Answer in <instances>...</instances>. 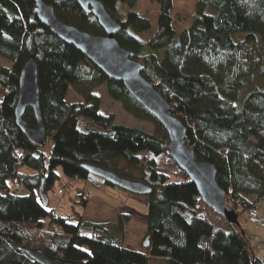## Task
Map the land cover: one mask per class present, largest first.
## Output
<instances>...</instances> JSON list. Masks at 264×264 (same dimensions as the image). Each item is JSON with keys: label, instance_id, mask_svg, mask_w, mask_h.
<instances>
[{"label": "trees", "instance_id": "16d2710c", "mask_svg": "<svg viewBox=\"0 0 264 264\" xmlns=\"http://www.w3.org/2000/svg\"><path fill=\"white\" fill-rule=\"evenodd\" d=\"M44 1L66 23L104 33L75 0ZM152 1L158 5L155 29L146 14L132 19L123 15L137 0H120L113 11L106 9L122 25L121 31L141 44L138 52L131 50L144 65L143 75L186 127V140L196 156L214 164L230 207L237 212L257 207L264 202V0H196L197 11L180 31L170 16L172 0ZM33 5V0H0V56L10 62L0 64V264H38L22 247L85 264H263L242 225L207 206L167 155L168 136L159 121L121 81L108 78L79 49L51 33ZM239 33L243 37L234 40L232 35ZM29 55L37 66L42 122L47 139L53 140L47 153L15 124L19 73ZM101 85L126 112L152 122L154 132L101 114L100 99L93 93ZM69 88L83 102L67 103ZM23 118L35 124L31 108ZM120 161L138 168L139 177L124 171ZM86 164L151 186L145 252L124 244L126 214L118 220L117 235L104 223L82 221L79 211L75 217H56L55 209L41 203L38 187L42 184L47 194L58 178L57 167L66 177L115 187L86 172ZM15 182L26 195L12 189ZM77 197L75 202L84 208L86 192ZM82 229L90 234L83 235Z\"/></svg>", "mask_w": 264, "mask_h": 264}, {"label": "water", "instance_id": "95a60500", "mask_svg": "<svg viewBox=\"0 0 264 264\" xmlns=\"http://www.w3.org/2000/svg\"><path fill=\"white\" fill-rule=\"evenodd\" d=\"M82 10L91 13L103 30L94 34L66 23L59 18L53 6L44 0H33L36 17L61 40L79 49L86 59L108 78L119 80L127 92L163 126L168 136L166 153L195 185L202 201L230 223L239 224L238 212L225 203V190L216 181V169L212 162L199 159L186 140V127L172 112L170 103L155 85L143 75L144 65L134 58V52L121 45L116 34L122 25L115 20L100 0H75ZM26 108H31L35 124L30 125L23 118ZM15 124L28 139L37 146L44 147L47 134L39 108V88L37 66L33 55L24 61L18 78V95L14 106ZM84 170L111 185L135 195H148L151 186L147 183L118 175L112 170L86 164ZM37 194L46 206L48 197L42 184ZM149 245V236L143 246ZM33 261L38 264H85L51 256L41 250L22 247Z\"/></svg>", "mask_w": 264, "mask_h": 264}, {"label": "rangeland", "instance_id": "374dc122", "mask_svg": "<svg viewBox=\"0 0 264 264\" xmlns=\"http://www.w3.org/2000/svg\"><path fill=\"white\" fill-rule=\"evenodd\" d=\"M105 6L110 11H113L115 9V3L120 0H104ZM157 3L152 0H137V4L135 8L131 11L128 10H122L123 15L127 19H132L137 14H146L149 16L152 24V29L156 28V16L155 13L157 11ZM198 5L196 0H172V8L170 10V16L173 19V27L176 31H180L185 27L188 23L191 22L192 15L197 11ZM205 12H212L209 9H204ZM148 34H141L140 37H146ZM232 37L234 40L241 39L243 37L242 33L239 34H233ZM116 39L124 46H127L128 48L132 49L135 52H138L141 49V44H139L137 41L133 40L131 36L126 31H120L116 34ZM0 64L3 65H9L10 62L0 56ZM261 87V86H259ZM93 93L98 95L100 99V105H99V112L105 116L112 115L115 122L122 123L128 126H133L138 129L144 130L146 132H154L155 126L152 122H149L147 120H141L130 113L126 112L121 103L118 101L112 100L108 93L106 85H101L98 87H95L93 89ZM66 102L67 103H77V102H83V98L77 94L72 88H69L66 95ZM53 144L52 137H48L46 145L43 147V150L47 153L51 150ZM120 165H122L123 170L126 172H129L134 178L139 177L140 170L138 168H132L128 166L124 161H120ZM27 171V170H25ZM56 173L58 174V178L55 179L52 186L47 191V197H48V203L45 206L46 209H55L59 211V213L62 215H72L75 217L74 211H79L81 213V220H83V209L77 202V194H79L82 190V188H77L76 190H73L71 186L73 183H76V185L82 186L83 183L86 182V180H83L81 178H69L66 177L61 168H56ZM177 180H181L182 177L177 176ZM85 181V182H84ZM62 188L63 192L58 193L57 190ZM120 189V188H118ZM79 190V191H78ZM78 191V192H77ZM85 192L87 190H84ZM18 193L20 195H26L27 191L25 189L18 190ZM139 198H141L143 201H148V198L146 195H136ZM225 199V198H224ZM76 200V202H75ZM231 206V205H230ZM241 212H238V216ZM122 216V215H120ZM118 218H114L113 222L115 223L114 228L112 231H114L118 235ZM246 217V216H245ZM239 219L242 221L244 219L243 215L239 216ZM109 220V219H108ZM122 235H123V242L125 245H128L132 247L135 251H138L140 253L145 252V247L143 246V240L146 235V226L142 223L138 224V227L140 232L138 235L137 240H132L129 238V232H124V224L128 222V220H122ZM75 222V220H74ZM101 223V222H99ZM103 223V222H102ZM87 229H82L81 233L83 235H89L90 232H87ZM130 240V241H129ZM133 241V242H131ZM152 264H163L162 261H154Z\"/></svg>", "mask_w": 264, "mask_h": 264}, {"label": "crops", "instance_id": "0c3cea01", "mask_svg": "<svg viewBox=\"0 0 264 264\" xmlns=\"http://www.w3.org/2000/svg\"><path fill=\"white\" fill-rule=\"evenodd\" d=\"M83 184L82 187L73 183L77 188H82L80 190H87L88 201L83 209L82 221L103 222L108 229L113 230L114 218L126 214L129 219L124 224V232H129L131 240L132 238L134 241L137 240L140 232L137 228L138 224L142 223L146 226L147 223L148 202L143 201L135 194L109 186L98 180L86 181ZM256 208L264 215V202L259 203ZM240 215L244 217L242 221L239 220ZM240 215L238 220L250 239L251 247L264 264V229H258L247 221L244 210L241 211Z\"/></svg>", "mask_w": 264, "mask_h": 264}, {"label": "built area", "instance_id": "2783aa9c", "mask_svg": "<svg viewBox=\"0 0 264 264\" xmlns=\"http://www.w3.org/2000/svg\"><path fill=\"white\" fill-rule=\"evenodd\" d=\"M181 180H179V181H181ZM20 187H21L20 183L19 182H15L13 184V186H12V189L14 191H18L20 189ZM71 188L73 190H76L77 189L74 185H72ZM57 192L58 193H62L63 192V189L60 188V189L57 190ZM224 200H225V203L227 205H229V206L231 205V200L230 199H227V200L224 199ZM244 211H245V215H246L247 221H249L250 223H252L258 229H264V215L261 214L256 207H250V208L245 209ZM52 214L54 216H56V217H60V215H61L59 213V211H57V210L53 211Z\"/></svg>", "mask_w": 264, "mask_h": 264}, {"label": "bare ground", "instance_id": "6f19581e", "mask_svg": "<svg viewBox=\"0 0 264 264\" xmlns=\"http://www.w3.org/2000/svg\"><path fill=\"white\" fill-rule=\"evenodd\" d=\"M240 220V219H239ZM241 225V224H240Z\"/></svg>", "mask_w": 264, "mask_h": 264}]
</instances>
